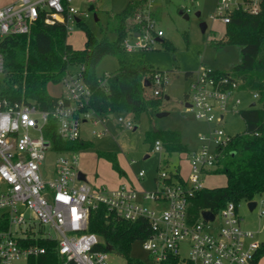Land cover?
Segmentation results:
<instances>
[{
  "label": "built area",
  "instance_id": "obj_1",
  "mask_svg": "<svg viewBox=\"0 0 264 264\" xmlns=\"http://www.w3.org/2000/svg\"><path fill=\"white\" fill-rule=\"evenodd\" d=\"M72 1L9 0L0 6V40L8 35L28 33L39 18L47 24L62 23L67 32L72 22L85 14ZM258 3L259 0L243 3L218 0L216 13L211 17L219 16L227 23L231 11L242 8L255 13ZM142 17L149 21L147 13L136 16L137 19ZM138 33V36L132 34L123 39L126 52L146 48L153 42V36L162 35L159 29L155 30V35L148 29ZM130 38L135 40L130 42ZM3 66L0 52V74ZM82 71L83 67H78L63 76L59 82L63 91L51 109H42L33 100L0 97V264H16L20 260L37 264L30 263V259L45 252V247L38 244L41 240L57 243L62 264H110L108 251L99 248L101 237L87 229L89 213L98 204H104L108 211L127 221L147 220L149 233L142 239V246L151 261L180 258L179 249L185 244L187 260L192 264H256L259 241H247L254 237V232L242 227L237 211L239 203L228 201L216 212L201 208L197 215L188 208L194 192L204 187L203 175L217 166L222 147L232 137L218 124L224 120L225 112L239 105L238 93L243 91L241 81L230 72L211 69L187 76L184 100L187 107L196 118L213 125L199 134L198 147L187 151L188 178L179 179V174V177L173 174L176 171L162 170L153 190H136L123 184L106 191L104 187H94L78 178L76 151H56L45 136L51 117L61 139L77 140L81 124L96 114L86 109L91 91ZM167 79L166 73H153L150 79L153 95H160L159 87L166 84ZM251 96L257 101L256 92ZM107 118L103 115L101 121ZM116 119L127 128L132 126L126 114L118 113ZM154 148H162L159 140H155ZM49 154L53 158L47 165ZM143 176L140 170L138 177ZM252 200H256L259 217H264V195ZM147 201L152 206L146 204ZM205 210L213 213L212 219L204 218ZM35 225L39 228L35 229Z\"/></svg>",
  "mask_w": 264,
  "mask_h": 264
},
{
  "label": "trees",
  "instance_id": "obj_2",
  "mask_svg": "<svg viewBox=\"0 0 264 264\" xmlns=\"http://www.w3.org/2000/svg\"><path fill=\"white\" fill-rule=\"evenodd\" d=\"M146 2L148 0H131L120 11L109 14L106 28L116 34L113 40L105 35L98 38L83 26L85 41L81 49H74L66 41V30L62 23L47 24L43 18H39L28 33L4 37L0 40V52L4 59L0 97L33 100L38 107L51 109L59 95L50 94L48 85L59 83L67 72L74 71L72 67H83V79L91 91L86 109L106 116L109 113L130 114L133 118H138L143 112L154 111L158 99L144 95L143 83L147 80L150 85V79L157 71L143 64L136 67L122 43L127 36L144 29L155 35L153 23L157 20L156 10H146ZM145 13L149 21L143 17L136 18ZM226 43L239 46V60L233 65L232 74L241 81L242 90L258 94L257 105L239 111L244 121V131L232 136L222 147L216 166V172L225 176V183L195 191L188 204L193 215H197L201 208L216 212L228 201L239 203L264 195V0H259L255 13L242 8L231 11L229 21L225 23L224 37L216 46ZM107 55L117 59L118 69L106 77L103 74L99 76L95 69ZM189 74L186 72L185 75ZM55 125L54 119L49 117L45 136L50 139L52 149L76 151L88 146L80 138L73 141L61 139ZM145 139L152 141L151 148L155 140H159L168 153L188 151L177 131L153 130L146 133ZM107 158L113 168L121 172L115 154L110 153ZM173 174L179 177L177 171ZM87 229L101 237L100 249L114 250L126 259L127 264H192L178 257H168L158 262H144L133 257L131 244L148 236L147 220H124L115 212L108 211L104 204H98L90 211ZM38 244L45 247V252L35 259L31 258L30 263L62 264L55 241L41 240ZM262 255L264 241H259L254 262Z\"/></svg>",
  "mask_w": 264,
  "mask_h": 264
},
{
  "label": "rangeland",
  "instance_id": "obj_3",
  "mask_svg": "<svg viewBox=\"0 0 264 264\" xmlns=\"http://www.w3.org/2000/svg\"><path fill=\"white\" fill-rule=\"evenodd\" d=\"M8 1L0 0V6ZM129 1L131 0H73L74 6L80 11H85V14L78 16L80 23L72 22L71 29L66 32V41L74 49L83 48L85 41L83 26L89 28L98 38L105 35L109 40L115 39L116 34L106 28L108 16L123 9ZM217 1L146 2V10L153 8L156 10L157 20L153 23V28L161 30L162 35L153 36V42L146 48H135L127 53V56L132 57L136 67L143 64L166 73L167 83L159 87L161 91L159 96L153 95V85L145 86L144 95L148 98L156 97L158 104L154 107V111L143 112L138 118L126 114L132 120L130 128L117 121L118 113H113L112 118L108 117L105 121H101L102 114H92L81 124L80 139L81 142L88 143V146L76 150L78 156L76 168L85 174L90 185L111 191L125 184L136 190L150 191L155 189L156 178L162 170L177 171L183 179L188 178L190 169L186 160L187 151L168 153L164 147L156 150L154 146L151 148L152 141L146 140L145 135L153 130L177 131L187 150H191L198 147L199 134L213 126L194 116L185 105L184 93L188 88L186 72L195 74L204 69H211L232 73L233 65L239 60L238 45L226 43L216 46L225 33V23L220 17H211L216 13ZM236 1L244 2V0ZM91 5L94 8L89 10ZM185 14L187 17L184 16ZM201 22L206 24L204 31L200 28ZM129 40L133 42L135 39ZM72 68L76 69V67ZM117 69V59L107 55L100 60L95 71L101 76L104 73L112 74ZM47 89L52 95H60L63 91L59 83L49 84ZM251 94L249 90L240 91L239 105L235 110L224 113V120L218 125L225 134L235 136L244 131L245 125L239 111L249 107L252 102L257 105ZM157 112H166V114L159 117L156 116ZM94 120H97L96 124L93 123ZM110 153L115 154L121 172L113 168L108 160L107 155ZM52 158L53 156L49 154L45 163L49 165ZM216 169L217 167L213 166L203 175L204 187L214 188L224 185L225 176L216 172ZM140 170L144 173L142 178L138 177ZM146 204L152 206L150 201ZM237 211L242 218V224L254 232V237L247 241H264V217H259L257 208L250 211L246 201H239ZM26 214L29 216V211ZM34 228L39 227L35 225ZM142 243V240L134 241L130 253L133 257L149 262V253L143 248ZM179 253L180 259L187 261L188 250L185 244L181 245ZM108 256L110 264H127L126 259L114 250L108 251ZM16 264L26 263L20 260ZM256 264H264V255L259 257Z\"/></svg>",
  "mask_w": 264,
  "mask_h": 264
},
{
  "label": "water",
  "instance_id": "obj_4",
  "mask_svg": "<svg viewBox=\"0 0 264 264\" xmlns=\"http://www.w3.org/2000/svg\"><path fill=\"white\" fill-rule=\"evenodd\" d=\"M93 9V6L91 5L90 7H89V10H92ZM196 14H198V12L196 13ZM185 17H187V15L185 14L184 15ZM76 21L78 22L79 21V19H78V17L76 18ZM200 28H201V30L202 31H204L205 30V28H206V24L204 23V22H201L200 23ZM138 32H135L134 33V36H138ZM158 39V38H157ZM143 85L144 86H147V85H149V83H148V81L147 80H144V83H143ZM167 97V96H166ZM254 102H252L251 103V106H254ZM185 105L187 106V103H185ZM166 114V112H157L156 113V116H163V115H165ZM112 116H113V114L112 113H109L108 114V117L109 118H112ZM77 175H78V178L79 179H81V180H86V177H85V174L82 172V171H78V173H77ZM247 207H248V209L250 210V211H252L254 208H255V206H256V200H250V201H247ZM203 216H204V218H209V219H212L213 218V213L211 212V211H209V210H205V211H203Z\"/></svg>",
  "mask_w": 264,
  "mask_h": 264
},
{
  "label": "crops",
  "instance_id": "obj_5",
  "mask_svg": "<svg viewBox=\"0 0 264 264\" xmlns=\"http://www.w3.org/2000/svg\"><path fill=\"white\" fill-rule=\"evenodd\" d=\"M187 80H188V78H187ZM85 121H86V120H85ZM85 121H84V122H85ZM84 122H83V123H84ZM259 197H261V196L255 197L254 199H258ZM241 221H242V219H241ZM241 225H242V227L246 228V227L242 224V222H241ZM246 229H248V228H246Z\"/></svg>",
  "mask_w": 264,
  "mask_h": 264
}]
</instances>
